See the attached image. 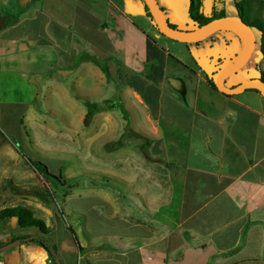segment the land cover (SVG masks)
I'll list each match as a JSON object with an SVG mask.
<instances>
[{
    "label": "crops",
    "instance_id": "0c3cea01",
    "mask_svg": "<svg viewBox=\"0 0 264 264\" xmlns=\"http://www.w3.org/2000/svg\"><path fill=\"white\" fill-rule=\"evenodd\" d=\"M182 1L184 4L178 1L163 8L172 22L185 24L179 25L185 29L192 21L179 15L180 5L186 4ZM237 1L225 0L227 15L239 14ZM91 2L99 13L76 0L70 14L75 21L82 10L83 24L91 26L92 32L84 33L81 42L70 41V48L65 49L69 42L64 37L68 35L53 39L46 29L45 16L51 19L56 9H44L48 38H42L36 0H0V105L26 103L22 124L29 125L39 147L77 151L94 172L122 179L128 186V208L120 207L118 193L111 197L105 192L101 197L107 214L104 220L112 225L123 221V226L115 231L89 232L79 225L77 230L83 235L76 234L78 255L74 258L76 254L68 252L57 237L58 258L63 264H68L70 253L74 264H264V96L254 89L236 95L220 92L205 75L212 76L214 63L203 57L199 65L197 60L190 63L174 56L161 41V34L147 31L121 0ZM139 8L146 15L145 5ZM89 18L95 24H89ZM225 29L234 32L231 40L244 51L245 37L234 28ZM255 30L261 39L262 33ZM63 52L75 56L69 61ZM84 53L108 59L112 74L114 67L119 69L121 83L106 75L102 81L113 83L116 96L126 99L122 89L128 84L134 88L138 120L134 122L130 112L131 127L153 140L147 153L166 159L167 164L150 160L136 143L109 156L93 155L96 140L119 122L114 110L96 113L90 124H98L96 131L79 139L70 130L52 125L31 105L45 86L40 80L51 85L58 73L67 78L73 57ZM252 58L227 79V85L261 76V45ZM91 64L98 66L91 62L90 69ZM128 76L135 78L133 83L128 82ZM54 88L61 91L48 89L63 93V86ZM73 100L78 105V97ZM70 106L74 107L72 99ZM2 250L6 252L0 254V264H56L50 253L35 243L18 241Z\"/></svg>",
    "mask_w": 264,
    "mask_h": 264
},
{
    "label": "rangeland",
    "instance_id": "374dc122",
    "mask_svg": "<svg viewBox=\"0 0 264 264\" xmlns=\"http://www.w3.org/2000/svg\"><path fill=\"white\" fill-rule=\"evenodd\" d=\"M75 1L76 0H36V4L34 5V7L37 8L36 13H38V21H36L38 22V30L41 33L42 38H48L44 33L45 21L42 18V15H44V9L49 6L56 9V13L55 15H52L54 21L52 18L50 19L48 15L47 17L44 15L47 20V32L52 34L53 39L58 40H61L60 37L66 33L68 36L64 37V39H67L69 46L64 47L65 49L68 47L70 48V41H73L74 43L77 41L81 42L84 33L88 35V33L92 32L93 29H90L91 26L83 24L85 23V19L82 17V10L80 14L81 17L72 21L73 15L70 14V9H72ZM91 1L92 0H79L84 8L86 7L91 12H93L92 10L98 11L99 8L97 5ZM121 1L133 13L137 22L145 27V29H148L147 31H150V33L153 34L156 31L158 32L151 19L143 14L139 8L140 4H144L143 0ZM178 1H181L182 4H184L182 0H158L162 8L167 7L169 4L174 6L175 2ZM135 2H139V6L135 4ZM210 2L211 0H208L206 3V10L208 12L211 11ZM187 3L188 0H186L184 6H182V4L180 5V16H188L189 7ZM261 6L260 0H254L247 8L251 7L253 15L255 17L260 15V19L264 20V8ZM78 11H80L79 8ZM99 12L100 11L97 13ZM226 13L230 12L226 11ZM77 15H79V13H76V17H78ZM166 15L172 22L171 16L167 13ZM99 17H101V15ZM92 19L89 18V20H91V22L88 21L89 24H95ZM172 23L176 24V22ZM179 25L186 26L185 24ZM234 35V32L223 28L199 42H180L169 39L163 35H161V41L164 42L167 50L169 49V52L174 56L187 60L190 63L195 62L193 60H197L199 65L201 64V58L204 57L206 62L211 61V63H214L216 67L215 71H218V69L236 60L243 51L241 44L237 45V43L234 42V39L231 40ZM260 42L261 39L259 33V36H257L258 48L259 45H261ZM65 52H67V50H65ZM65 52L61 54L64 55ZM65 55L68 57L69 61L72 56H75L71 53L69 54L70 56L68 54ZM73 58V64H69L71 68L68 72V76L66 75L67 78L65 75L58 73L56 74L58 75V79L56 82H52L51 85L50 82L45 83V81L43 82L40 80L41 84L44 83L45 86L43 91L40 92V96H38L36 101L31 105L36 108V111L41 112L44 119L52 125L58 128H66L67 130H70L74 137L76 135V137L81 139L86 135L94 133L97 129L96 126L98 125L95 122H93L91 126L85 124L84 118L87 113V107L85 106L84 101L91 100L99 102L104 98H114L118 96H116L117 90L112 82L102 83L103 80H106V76L98 66L91 64L90 69V67L88 68V64L91 62L81 61L80 63L83 66L80 67V63H76L78 56ZM102 59L106 58L102 57ZM259 65H261V63H259ZM112 72V76L118 80V83H121L122 77H119V69L114 67ZM214 72L211 74L213 77H215V75H213ZM76 78L79 79L77 82ZM134 79L135 78L132 76H128V82H134ZM49 86L50 89L53 88V90H56L54 88L56 86H63V93H51L48 89ZM124 88L122 90L125 92L124 96L126 99L123 98V100L134 117L133 121L136 122L138 120V116L136 115L137 110L135 108L137 102L132 100L133 98H137L134 95V88L130 84ZM56 91L60 92L61 90ZM162 91L163 88L160 89V92ZM4 93L6 92L4 91ZM149 93L151 94V90ZM76 97H78V100H75V102L78 105H76L73 100ZM71 99L74 107L70 106ZM38 101L40 106L35 107V104ZM22 105L26 107V103L0 105V209L16 204H25L33 207L37 215L45 219L51 228H56L53 230V234L47 236L51 242L56 244V253L58 254L59 247L57 244V237H61L64 241V247L66 250L76 254L74 255L75 258V256L78 255L76 234L78 236L83 235L82 232L77 230L79 225L86 228L89 232L94 230L107 232L109 229L110 231H115L123 226V221H119L112 225L109 220H104L107 217V214L106 209H103L104 207L101 206L104 204L101 197H103L105 192L111 197L116 195L114 193H118L117 200L118 203L121 204L120 207L128 208V192H126L128 190L127 182L122 179L115 180V178L109 174H103L102 176V173H98L97 171L94 172L93 168L85 162L77 151H45V149L39 147L34 141L33 131L30 130L29 125L27 128L23 127L22 117L25 107H22ZM146 108L150 107L148 106ZM114 111H116L114 114H118L119 116V122H117L116 127L112 129L113 131L102 135L96 140L91 148L93 155L102 157L103 154H106V156H109L113 151H107L105 147H103V144L117 140L128 126L131 127V123L128 125L119 110L116 109ZM26 124L28 123L26 122ZM132 126L135 127L134 124ZM129 139V145H134L135 143L138 145L142 142V139L139 138ZM14 141L19 143L26 150L27 155L31 156L33 159H41L44 161L52 173L58 175L62 171L67 180V186L62 188L58 181L48 179L44 177L43 174L39 173L33 167L32 163L18 151ZM36 190L42 192L51 190L54 194V197H51L52 205L47 206V204L39 197L29 194ZM68 193V197L65 198L64 196ZM99 210L102 211L103 214L101 212V215H99ZM119 215H121V213ZM13 230L18 231V228L15 227ZM10 232L11 228H0V254L6 252L2 249L8 246L3 244L9 239ZM74 258L72 253H70L67 258L68 264H74ZM91 264L94 263L92 262Z\"/></svg>",
    "mask_w": 264,
    "mask_h": 264
},
{
    "label": "trees",
    "instance_id": "16d2710c",
    "mask_svg": "<svg viewBox=\"0 0 264 264\" xmlns=\"http://www.w3.org/2000/svg\"><path fill=\"white\" fill-rule=\"evenodd\" d=\"M252 1L254 0H238L236 2V7L238 9L239 15L248 24H250L254 28H257L262 33L261 34L262 35L261 36V50L264 53V20L262 19L263 20L262 21L260 19V15L255 17L253 15L251 7L247 8ZM260 1L262 5L261 7L264 8V0H260ZM143 2L145 5L144 11L146 15L154 23L158 32L161 35L166 36L159 30L147 1L143 0ZM187 4L189 7L188 17L192 21V26L182 29L177 24L172 23L170 19L168 18V20L170 21V24L175 29L185 30V31H193V30L202 29L210 25L215 19L226 15L225 0H214L211 11L209 13L205 11V0H188ZM166 37L169 39H172L168 36ZM81 61L94 62L95 64L100 66V68L105 73L108 79H112V73L108 65V62H109L108 59H102L96 55L84 53L78 56L76 63L79 64ZM116 61L119 64H121L120 61L118 60ZM216 73L217 71H215L213 75H215ZM205 75L208 78V81L210 82V84L215 89H217L215 82H214V77L208 75L207 73ZM260 78L264 80L263 70L261 71ZM233 86H237V85H233ZM182 95H183L182 96L183 99H185L186 86H184L183 88ZM85 103L87 107V113H86L84 122L86 125L91 124L93 117L96 113L101 112V111L115 110V109L121 112L123 118L127 121L128 125L131 122L130 111L127 108L122 97L108 98V99H105L103 102L86 100ZM22 107H25V106L22 105ZM129 138L142 139V142L138 145V148L141 151H143L144 154L150 160H158V161L160 160L166 164L168 163L166 159L154 158L151 155H149L147 153V149L152 145L153 140L135 131L129 126L117 140L107 142L104 145V147L109 152L116 151L122 147L127 146L130 140ZM14 144L17 146L18 151L21 152L32 163L33 167L39 173L43 174L44 177L58 181V183L62 186V188L67 186V180L62 171L58 175L52 173L49 170L48 165L44 161H42L41 159H33L31 156L27 155L26 150L19 143L15 142ZM29 194L39 197L42 201H44L47 204V206L52 205L51 197H54L53 196L54 194L51 190H48L47 192L36 190V191L30 192ZM15 226L18 228V231L13 230ZM0 228L1 229L11 228L9 239L6 240L3 245H10V244L15 243L16 241H20V243H35V244L43 246L50 253V255L54 258L56 264H63L57 256L56 244L51 242V240L47 237L52 231L51 226L47 224L45 219L37 215L33 207L29 205H25V204H16V205H10V206L1 208L0 209ZM30 230H35V231H30Z\"/></svg>",
    "mask_w": 264,
    "mask_h": 264
},
{
    "label": "water",
    "instance_id": "95a60500",
    "mask_svg": "<svg viewBox=\"0 0 264 264\" xmlns=\"http://www.w3.org/2000/svg\"><path fill=\"white\" fill-rule=\"evenodd\" d=\"M146 1L149 5L150 10L152 11L153 17L157 23L159 30L166 36L180 42H199L213 35L220 29L233 28V26L235 25L240 26L244 34H242L241 32L240 33L246 39V47L236 60L218 69L214 77L215 85L220 92L228 95H236L248 89H256L260 91L264 96V80L260 77L250 78L237 86L227 85V79L230 76L238 73L248 64L257 47V30H255L256 28L248 24L239 14L225 15L215 19L210 25L205 28L193 31H185L175 29L170 24V21L168 20V17L164 9L159 4L158 0Z\"/></svg>",
    "mask_w": 264,
    "mask_h": 264
},
{
    "label": "bare ground",
    "instance_id": "6f19581e",
    "mask_svg": "<svg viewBox=\"0 0 264 264\" xmlns=\"http://www.w3.org/2000/svg\"><path fill=\"white\" fill-rule=\"evenodd\" d=\"M233 28H235L236 30H238L239 32H241L242 34H244V33L242 32V28H241L240 26L235 25V26H233Z\"/></svg>",
    "mask_w": 264,
    "mask_h": 264
},
{
    "label": "flooded vegetation",
    "instance_id": "af4514ba",
    "mask_svg": "<svg viewBox=\"0 0 264 264\" xmlns=\"http://www.w3.org/2000/svg\"><path fill=\"white\" fill-rule=\"evenodd\" d=\"M214 2V1H213Z\"/></svg>",
    "mask_w": 264,
    "mask_h": 264
}]
</instances>
